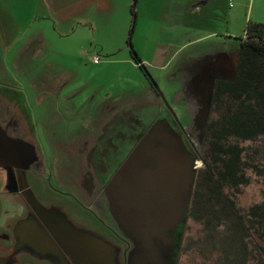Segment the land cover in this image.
Returning <instances> with one entry per match:
<instances>
[{
    "label": "rangeland",
    "instance_id": "rangeland-1",
    "mask_svg": "<svg viewBox=\"0 0 264 264\" xmlns=\"http://www.w3.org/2000/svg\"><path fill=\"white\" fill-rule=\"evenodd\" d=\"M194 1L137 0L130 37L134 0H36V7L32 0H0V150L19 159L34 193L46 196L43 202L79 201L110 225L116 222L87 158H97L91 146L99 123L129 122L131 114L150 121L162 100L134 62L129 41L175 116L199 135L201 148L211 96L206 90L193 97L188 87L202 75L207 83L215 80L214 68L223 62L238 63L247 22L264 23V0H216L218 17L211 22L200 5L213 0ZM230 14L234 19L226 23ZM4 154L0 162L8 164L11 156ZM195 164L200 167V159ZM187 182L192 187L193 175ZM263 200L264 186L254 178L236 196L241 210ZM189 203L190 197L180 208L185 234L176 243L185 255L179 252L169 264L204 263L195 251Z\"/></svg>",
    "mask_w": 264,
    "mask_h": 264
},
{
    "label": "flooded vegetation",
    "instance_id": "flooded-vegetation-1",
    "mask_svg": "<svg viewBox=\"0 0 264 264\" xmlns=\"http://www.w3.org/2000/svg\"><path fill=\"white\" fill-rule=\"evenodd\" d=\"M218 71L219 77L214 83L231 79L227 64H219ZM188 89L193 97L199 91L205 94L208 83L202 75ZM156 110L155 118L147 122L136 117L129 123L113 121L110 126L107 123L91 146V152L97 153V158L90 157L95 179L101 185L109 213L116 221L112 222L113 225L101 218L97 210L79 201L78 206L70 200L58 202L51 197L43 202L46 196L35 194L43 205L60 210L67 224L86 235L83 244L90 246L88 250L93 252L92 256L82 260L74 251L65 250L64 243L62 247L53 236L52 241L59 253L53 264H62L63 261L66 264H82V261L88 264H169L168 259L180 252L176 243L185 234L181 230V220L173 226L169 223L181 214L180 208L191 196L192 187L187 180L199 167L195 164L200 150L195 141L199 135L184 126L162 100L157 103ZM17 162L13 166L15 183L26 214L29 204L18 189L16 170L21 167L19 159ZM102 243L109 248L100 257ZM180 253L185 255V252ZM34 264L51 263L35 259Z\"/></svg>",
    "mask_w": 264,
    "mask_h": 264
},
{
    "label": "trees",
    "instance_id": "trees-1",
    "mask_svg": "<svg viewBox=\"0 0 264 264\" xmlns=\"http://www.w3.org/2000/svg\"><path fill=\"white\" fill-rule=\"evenodd\" d=\"M209 105L188 207L195 251L202 264H264V200L245 210L236 201L253 178L264 186V23L247 22L236 74L215 81Z\"/></svg>",
    "mask_w": 264,
    "mask_h": 264
},
{
    "label": "water",
    "instance_id": "water-1",
    "mask_svg": "<svg viewBox=\"0 0 264 264\" xmlns=\"http://www.w3.org/2000/svg\"><path fill=\"white\" fill-rule=\"evenodd\" d=\"M136 2L137 0H134L132 5V13L134 14L132 27H134L136 20ZM129 47L130 49H133L130 41ZM237 65L238 63L235 66H228L231 75L230 80H232L236 74ZM218 67L219 65L214 68V71L216 73H219ZM146 73L149 76V80L153 81L152 76L147 71ZM213 84L214 79L211 78L208 82L207 91L209 93L211 92ZM153 86L156 92L160 95L162 101L167 104V101L158 88L156 82H153ZM139 151L142 153V150H140V148ZM4 153L5 152H2L0 150V154ZM4 155L6 156V158H10L9 155H6V153ZM11 159H14L13 156H11ZM16 171L19 192L23 193L29 205L27 206V213L22 218H19L14 225L12 231L13 244L8 255L3 256L2 258L0 257V264H12L13 258L18 262L17 258L21 254H27L36 260H46L53 264L55 262V259L57 258V255H59L58 251L56 250V246L52 241L53 236L59 240V242L62 244V247L64 243L63 248H65V250L69 252L74 251V253L78 255V257L82 258V260H85L84 258H88V256H92L93 252L88 250L91 247L85 246L83 244L84 236L86 237V235H84L81 231L75 230L69 224H67V221L60 210L56 209L53 206L47 207L43 205L38 200L34 191L30 187L27 181L25 170L19 168ZM123 180L127 181L125 179ZM118 209L122 211V208L119 206ZM30 210L32 212H30ZM180 217L181 214H177L174 218H172L173 221L169 223V226L175 225L179 221ZM89 239L92 238L90 237ZM99 248L102 249V252H100L102 254L99 253V255L100 257H103L104 252L109 247L102 243ZM62 264H66V262L63 261ZM82 264L88 263L86 261H82ZM99 264H106V262H101Z\"/></svg>",
    "mask_w": 264,
    "mask_h": 264
},
{
    "label": "crops",
    "instance_id": "crops-1",
    "mask_svg": "<svg viewBox=\"0 0 264 264\" xmlns=\"http://www.w3.org/2000/svg\"><path fill=\"white\" fill-rule=\"evenodd\" d=\"M28 0H23V3ZM40 1V0H39ZM191 4L195 5L197 2L194 0H189ZM218 1V0H217ZM36 0H32V7H36ZM146 6L144 3L142 4V11L145 13V15H148V11L146 12ZM202 8V11L206 14V21L211 22L214 20V17H218V2L216 0H213L210 6L207 5H200ZM197 9V8H196ZM210 12V13H209ZM193 17L195 18L196 15ZM229 19L233 20L234 15L229 16V18H226L227 22L229 23ZM209 24V23H207ZM130 115V114H129ZM142 115V113H141ZM132 114L130 115V120H132ZM138 118V116H137ZM129 120V122H131ZM109 120H103L99 123L98 129L99 133L102 132V128L107 124ZM127 121V120H126ZM123 121L122 123H124ZM125 122V123H129ZM97 139V138H96ZM95 139V140H96ZM88 158V162H91L90 157ZM7 159V158H6ZM14 169L11 167V163L8 160L7 162H0V257L8 255L10 248L13 244V237H12V231L14 228V225L16 221L19 218H22L25 215V205L22 201V199L19 196V193L17 191V188L14 187ZM14 259V258H13ZM18 262L16 260H12V264L16 262V264H34L35 259L27 254H21L18 258ZM3 261V260H2Z\"/></svg>",
    "mask_w": 264,
    "mask_h": 264
},
{
    "label": "built area",
    "instance_id": "built-area-1",
    "mask_svg": "<svg viewBox=\"0 0 264 264\" xmlns=\"http://www.w3.org/2000/svg\"><path fill=\"white\" fill-rule=\"evenodd\" d=\"M95 61H97V60H95Z\"/></svg>",
    "mask_w": 264,
    "mask_h": 264
}]
</instances>
